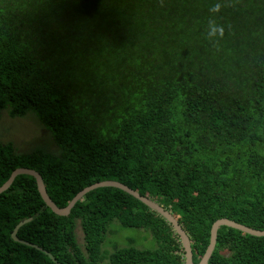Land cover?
I'll list each match as a JSON object with an SVG mask.
<instances>
[{
    "label": "trees",
    "instance_id": "1",
    "mask_svg": "<svg viewBox=\"0 0 264 264\" xmlns=\"http://www.w3.org/2000/svg\"><path fill=\"white\" fill-rule=\"evenodd\" d=\"M6 107L33 113L60 154L0 144V187L28 168L63 208L119 182L172 214L194 264L216 220L264 230V0H0ZM24 220L29 245L11 238ZM117 226L154 248L102 249ZM0 264H184V252L165 219L119 189L61 217L20 175L0 194ZM208 264H264V237L220 227Z\"/></svg>",
    "mask_w": 264,
    "mask_h": 264
},
{
    "label": "water",
    "instance_id": "2",
    "mask_svg": "<svg viewBox=\"0 0 264 264\" xmlns=\"http://www.w3.org/2000/svg\"><path fill=\"white\" fill-rule=\"evenodd\" d=\"M20 175H27V176L34 178L37 191L42 201L44 202V204L49 208V210L52 213H54L57 216H61V217L68 216L71 210L73 209V207L79 201H81L89 192L95 189L109 187V188H116V189H119L127 193L128 195L132 196L133 198L141 202L143 205L148 207L150 210L159 214L163 219H165L168 222L169 225H171V227L173 228V231L180 239V243H181V246L184 252V264H194L189 237L184 232L182 227L178 224V222L175 220V218L172 216V214L168 210L160 206L158 203H156L155 201L149 198L140 196L136 191L130 189V187L128 188L127 186L119 182H115V181H102V182L94 183L89 186H86L84 189L78 192L65 207L59 208L52 202V200L47 195L42 177L39 174H37L34 170H31L28 168H17L15 170H12V173L7 179V181L0 187V194L8 190L11 184L13 183L14 179ZM28 221L29 220L21 221L15 226L14 230L11 233V238L13 241L29 245L28 243L21 241L17 238L18 229L24 224H26ZM220 227L232 228V229L242 232L243 234H247V235L254 236V237H264V230H254V229L240 225L238 223H235L225 218L216 220L211 225V228H210L209 244L203 256L201 257L200 261L197 264H208V261L216 245L217 231ZM35 248H38V247H35ZM49 257L54 261V259L51 256Z\"/></svg>",
    "mask_w": 264,
    "mask_h": 264
},
{
    "label": "rangeland",
    "instance_id": "3",
    "mask_svg": "<svg viewBox=\"0 0 264 264\" xmlns=\"http://www.w3.org/2000/svg\"><path fill=\"white\" fill-rule=\"evenodd\" d=\"M0 144H11L17 154H30L34 151H41L56 157L60 154V149L54 143L51 133L33 113L28 112L22 117H11L9 107L0 111ZM75 233L81 245V235L77 226ZM114 246L152 249L155 245L152 238L143 230L117 226L109 229L102 249L112 251Z\"/></svg>",
    "mask_w": 264,
    "mask_h": 264
},
{
    "label": "clouds",
    "instance_id": "4",
    "mask_svg": "<svg viewBox=\"0 0 264 264\" xmlns=\"http://www.w3.org/2000/svg\"><path fill=\"white\" fill-rule=\"evenodd\" d=\"M213 11H219V6H218V5L215 6L214 9H213ZM209 35H210V36H213V37L218 36V37L222 38L223 35H224V29H223L222 26L214 25V26L212 27V30H211V32L209 33Z\"/></svg>",
    "mask_w": 264,
    "mask_h": 264
}]
</instances>
